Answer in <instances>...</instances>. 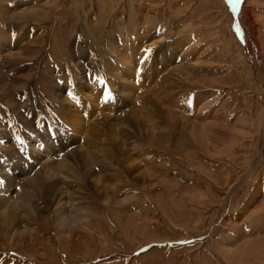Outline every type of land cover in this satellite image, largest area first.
<instances>
[{"label":"rangeland","instance_id":"rangeland-1","mask_svg":"<svg viewBox=\"0 0 264 264\" xmlns=\"http://www.w3.org/2000/svg\"><path fill=\"white\" fill-rule=\"evenodd\" d=\"M0 1L14 13L46 5L51 14L43 21L15 20L3 15L1 6L0 183L8 187L5 194L15 198L29 181L26 176L8 181L11 167L22 168L21 160L34 162L58 150L59 158L53 159L59 162L64 157L60 152L66 156L79 148L87 151L88 159L85 167L70 158L68 172L42 173V186L27 198L31 216L23 220L26 229L38 231L36 241L22 249L10 246L6 228L0 229V264H264V116L258 119L264 113V0H235L233 6L231 0ZM99 14L101 21L96 19ZM130 14L138 23H126ZM143 32V59L135 58L139 72L131 80L138 96L126 106L124 89L107 102L102 90L111 79L99 70L121 63V55L114 61L115 48L122 51L128 40ZM20 38L17 47L4 49L6 42ZM179 64L183 76L189 72L190 77L174 82L172 100L162 93L156 106L155 94L147 92L149 84L157 76L159 87ZM198 96L213 100L212 109L222 110L227 119L218 120L222 129L205 134V146L193 128ZM118 98L123 103L116 105ZM160 102L176 114V125L164 120ZM139 105L145 113L143 126L156 128L154 144L140 140L145 127L138 131L124 121L129 111L140 110ZM94 110L92 121L83 115ZM75 116L86 121L87 126L78 128H84L79 132L84 138L73 129ZM124 129L133 132L129 142L135 141L144 154L129 145L130 157L143 162L133 165L141 168L132 172L117 150ZM234 129L247 135L236 136ZM96 179L101 181L93 183ZM64 205L77 206L78 215L88 220L92 235L76 229L77 245L66 241L52 218L55 208ZM225 249L234 251L230 256Z\"/></svg>","mask_w":264,"mask_h":264},{"label":"bare ground","instance_id":"bare-ground-1","mask_svg":"<svg viewBox=\"0 0 264 264\" xmlns=\"http://www.w3.org/2000/svg\"><path fill=\"white\" fill-rule=\"evenodd\" d=\"M17 1V0H16ZM55 1V0H54ZM232 1V6L233 4L235 3V0H231ZM35 2V1H34ZM56 2V1H55ZM5 4H3L1 1H0V10H1V6H2V10H3V15H6L7 17H10L15 19V20H23V19H27V18H30V17H37L38 19L42 20V19H45L47 20L49 17H50V12L46 11L47 8H49V6H46L45 7H42V8H35L31 10H26V11H23L21 13L19 12H12V11H8L7 8L5 9L4 6ZM53 5V4H52ZM26 6V5H25ZM143 6V5H142ZM113 7V6H112ZM112 7H110V9H113ZM10 8V7H9ZM27 8V7H26ZM51 8V7H50ZM11 9V8H10ZM23 9V8H22ZM29 9V8H28ZM144 9V8H143ZM25 10V9H24ZM142 10V9H141ZM52 11V10H51ZM108 12V10H106L104 12V15ZM1 13V12H0ZM131 13V11H130ZM120 14V13H119ZM100 15V14H99ZM131 14L128 16V21H126V23H134L135 24V21L134 18L132 17L131 18ZM138 16V13L136 14V18ZM149 16V15H148ZM140 17V16H139ZM150 17V16H149ZM105 18V17H103ZM147 18V17H146ZM12 19V20H13ZM97 20L101 21L102 18H101V15L99 17L96 18ZM108 19V18H107ZM107 19H104L105 20V24H104V27H107V29L109 28L107 25H106V21ZM141 21L143 20V18H139ZM39 20V21H40ZM96 20V21H97ZM43 21V20H42ZM131 21H134V22H131ZM139 21V20H138ZM22 23L21 21H18V23ZM117 22V21H116ZM137 22V21H136ZM24 23V22H23ZM94 23V22H93ZM97 23V22H95ZM94 23V25H95ZM124 23V22H123ZM138 23V22H137ZM241 22H239L240 24ZM120 24V23H118ZM133 24V25H134ZM20 25V24H19ZM39 25V24H38ZM128 25V24H127ZM122 26V24H121ZM124 26V25H123ZM126 26V25H125ZM132 26V25H131ZM116 27H119V26H116ZM129 27V25L127 26ZM243 28V31L245 29V26L242 25L241 26ZM9 28V27H8ZM92 28H94V26H92ZM143 28V27H142ZM151 28V27H150ZM110 29V28H109ZM120 29V28H119ZM152 29V28H151ZM145 30V29H144ZM108 33V32H107ZM131 33V32H130ZM134 33V32H133ZM3 34L6 36L8 35V33L6 31L3 32ZM29 32H27V36H25L24 40L26 38L29 37ZM138 39H134V41L132 40H128L126 42L125 45H123V49L122 51L118 50V48H115L113 44V42H111V37L110 35L108 36L110 38L109 40V44H110V47L113 48L112 49V53H113V50L115 48L116 52H115V57H114V61L116 59V56L117 55H121V63H117L114 62L115 64L112 65V67H107V66H103L99 71L100 73L106 78V79H111L109 82L106 83V89H103L102 93L104 94L105 96V99L106 101L108 102V97H112V95L115 94V91H119L121 94L123 92V90L125 89L126 92L124 93V96L127 97L126 102H128L129 104H127L126 106L130 105L133 103V98L135 97V94H136V90L137 87L135 86L134 84V80L131 82L132 78H134L135 76V72H137V68H136V61H135V58L136 57H140L142 58V55H141V52H142V46L146 43V35L143 33H137L136 35ZM9 39H10V36H8ZM186 37V36H184ZM163 38V37H162ZM182 38V37H181ZM78 39V38H77ZM159 40V39H158ZM190 40V39H189ZM195 40V39H194ZM187 41V40H186ZM198 41V40H197ZM200 41V40H199ZM179 42V41H178ZM7 44L4 45V49H8L10 47H17L18 44H21V38L18 42H6ZM150 43V42H149ZM153 43V41H152ZM177 43V42H176ZM191 43V42H190ZM193 43V42H192ZM160 44V43H159ZM174 45V44H173ZM193 46V44H192ZM65 47V46H64ZM183 47V45H182ZM185 47V45H184ZM1 48V46H0ZM110 48V49H111ZM3 49V47L1 48ZM200 49V48H198ZM66 50V48H65ZM3 51V50H2ZM19 51V50H18ZM170 51V50H169ZM190 51V50H189ZM196 51V50H195ZM182 52V51H181ZM61 53V52H60ZM66 53V52H65ZM190 53V52H189ZM98 54V53H97ZM186 54V53H184ZM105 55V54H104ZM187 55V54H186ZM188 57V56H187ZM198 57V56H197ZM139 58V59H140ZM143 59V58H142ZM144 62V60H142ZM188 61V60H187ZM197 61V59H196ZM103 62V61H102ZM101 62V63H102ZM140 62V61H139ZM195 62V61H193ZM113 64V63H112ZM195 64H197L195 62ZM143 65V64H142ZM141 66V65H140ZM183 66V64H179L177 67L175 66V68L170 71V73L168 74L169 76L168 77H164L163 80L161 81L160 85H158L159 87H155L157 85H155L157 83V79L156 77L157 76H154V79L153 81L151 82V84H149V86H151L152 88H150L149 90H147L148 93L151 92V94H155L153 97L151 94H149L150 96L149 97H152V103L153 101H155L156 103V106L158 105V102L160 101V98H161V94L162 93H167V97L169 98V102L170 100H172V96L170 95L171 93V88H174V82H176L177 80L183 78L186 79V78H189L190 77V74L188 72V76L185 77L183 76L184 72L180 71L179 69ZM103 70V72H102ZM164 70V69H163ZM142 71V70H141ZM161 71V70H160ZM166 71V70H165ZM139 72V70H138ZM100 75V74H99ZM101 75V76H102ZM137 75V73H136ZM141 75V74H140ZM97 77V76H96ZM139 78V77H138ZM81 79V78H80ZM92 79V78H91ZM141 79V78H140ZM144 79V77H143ZM155 79H156V82H155ZM172 79V80H170ZM141 81V80H140ZM147 81V80H146ZM186 82V81H185ZM144 83V82H143ZM179 83V82H178ZM176 84V83H175ZM144 85H146L144 83ZM177 85V84H176ZM90 86V85H89ZM119 87H121L119 89ZM145 86H142V88H144ZM107 88L109 89V91H107ZM139 89H141V87L139 86ZM68 90V89H67ZM4 91V90H3ZM143 93L145 94L144 90L142 89ZM129 92H131L132 94L130 95H127ZM101 92H99L97 94V96L100 94ZM138 93V92H137ZM142 93V92H141ZM118 93V95H121ZM117 95V94H115ZM143 95V94H142ZM139 96V98H141L143 100L144 96ZM72 96V95H71ZM97 96H96V100L98 101L97 99ZM136 96H138V94H136ZM206 96V95H205ZM65 97V96H64ZM147 97V96H145ZM160 97V98H159ZM207 97V96H206ZM137 98V97H136ZM139 98H138V101H139ZM197 98V97H196ZM198 98H201V99H198V102L195 103V107H198V115L196 116V119L197 120H194L193 123H194V129H196L197 133L195 134L196 135V139H198L200 141V143L204 146L207 145L208 143V138L205 136V134H210L211 132L213 131H217L219 128L222 129L221 127V123L218 121H223V122H226L227 119L224 118V115H223V111L222 110H218V111H215L214 109H212V101L213 100H204L202 97L198 96ZM209 98V97H208ZM65 100V99H64ZM128 100V101H127ZM135 100V99H134ZM60 101V100H59ZM208 101V102H206ZM56 104H57V100H55ZM73 102V101H72ZM71 100L68 98V104H71L72 103ZM117 104H120V103H123V100L121 99H117ZM132 102V103H131ZM166 102L167 99H166ZM99 103V101H98ZM143 104V103H142ZM161 110H163V115H164V120H167V122H171L173 125H176V114L171 112L170 111V108L169 110L167 109L166 105H165V102L164 103H161ZM60 106V105H59ZM72 107H75L74 104L72 103L71 104ZM91 107V106H89ZM114 107V105H113ZM136 107V106H135ZM138 107H140V110L139 108H137L138 110L137 111H134L133 110L127 114L126 119H124V121L128 122V126L133 124L135 125V127H133V129H137L138 131L142 130L143 126L144 125V121H142V117L145 116V113H143L142 111V107L139 105ZM149 107V105H148ZM151 107V106H150ZM159 107V106H158ZM171 107V106H170ZM92 108V107H91ZM155 108V107H154ZM192 108V107H191ZM210 108L207 112L205 111L206 109ZM74 109V108H73ZM78 109V108H77ZM76 109V110H77ZM144 109V108H143ZM150 110V108H148ZM188 109V108H187ZM75 110V109H74ZM75 110V111H76ZM87 110H89V108H87ZM107 110V109H106ZM67 111V110H66ZM103 112V110H101ZM156 111V110H155ZM101 112V113H102ZM146 112V110H145ZM148 112V111H147ZM202 112V113H201ZM96 111H92L91 114L89 115H86V114H83L84 116L86 117H89V119L92 121V117H94ZM76 114V113H75ZM97 114V113H96ZM144 114V115H143ZM155 114V113H154ZM202 114L204 116H202ZM230 114V113H229ZM70 115V114H69ZM73 115V114H72ZM100 115V113H99ZM110 116V114H109ZM151 116H154L153 113ZM155 116H157V114H155ZM227 116V115H226ZM264 116V113H261L259 118L258 119H262ZM63 117V116H62ZM132 117V118H131ZM148 117V116H147ZM229 117V116H228ZM157 118V117H156ZM214 121H213V119ZM227 118V117H226ZM87 119V118H86ZM106 119V118H105ZM112 119V118H111ZM130 119H131V122H130ZM153 119V118H152ZM96 120V119H95ZM113 120V119H112ZM141 120L140 122V126L141 128H138V122ZM162 120V119H161ZM232 120V119H231ZM230 120V121H231ZM88 121V120H87ZM216 121V122H215ZM86 121L83 119V117H79V116H75V119H74V124L76 125L77 129L73 128L75 131H77L78 134H80L79 136L82 137L84 135V132L82 133H79L81 131H83L84 128L78 130V128L80 127H84V126H87V124L85 123ZM101 122V121H100ZM116 122V121H115ZM152 122V121H151ZM162 122V121H161ZM166 122V124H167ZM88 123V122H87ZM109 123V121H108ZM191 123V122H190ZM192 123V124H193ZM104 124V123H103ZM119 124V123H118ZM146 124V123H145ZM94 125V124H93ZM117 125V124H116ZM121 125V124H120ZM130 125V126H131ZM159 125V124H158ZM163 125V124H162ZM170 125V124H169ZM229 125V124H228ZM72 126V125H71ZM103 126V125H102ZM127 126V127H128ZM147 126V124H146ZM101 127V126H100ZM105 127V126H104ZM103 127V128H104ZM110 127V126H109ZM126 127V126H125ZM168 127V126H167ZM172 127V126H171ZM72 128V127H71ZM94 128V127H93ZM114 128V127H113ZM228 128V127H227ZM230 128V127H229ZM236 128V127H235ZM90 129V128H89ZM116 129V128H115ZM156 128L153 126L152 129H150V127H145V131L142 132V136L140 137V140H143V141H148V143H151V144H154V140L155 138L157 139V133L154 132ZM71 130V129H70ZM92 130V129H90ZM144 130V129H143ZM231 130V129H230ZM89 131V130H88ZM104 131V130H103ZM109 131V130H108ZM113 131V130H112ZM111 131V132H112ZM132 131V129H131ZM161 131V130H160ZM223 131V130H222ZM125 132V133H124ZM194 132V131H192ZM237 133L236 136H246L247 133H245L244 131H241V130H238V129H234L233 130V133ZM114 133V132H113ZM124 133V134H123ZM232 133V132H231ZM87 134V133H86ZM92 134V132H91ZM103 134L105 135V133L103 132ZM110 134V133H108ZM112 134V133H111ZM123 136H124V140L120 143H118V147H117V150H118V153L119 155H122L123 159H122V162L125 164V166L127 168H129L132 172V169H136L139 170L141 167L140 166H136V167H133V165H137V161L135 158H132L130 157L129 153H128V150L131 148L129 145L132 144L133 148L135 149H138L140 150L139 152H141V156L144 155L143 154V150L140 148L141 146L136 145V142L134 141L133 143L132 142H129V140L133 137V132H129V131H126V129L123 130L122 132ZM141 134V132H140ZM139 134V135H140ZM221 134V133H220ZM240 134V135H239ZM263 134V133H262ZM98 135V134H97ZM216 135V133H215ZM218 135V134H217ZM117 136V135H116ZM115 136V137H116ZM208 136V135H207ZM114 137V136H113ZM112 137V138H113ZM84 138V137H82ZM92 138V136H91ZM94 139V138H93ZM110 139V138H109ZM116 139V138H115ZM97 140V139H96ZM113 140V139H112ZM18 141V140H17ZM79 141V140H78ZM91 141V140H89ZM102 140H100L101 142ZM98 143V141H96ZM73 143H78L77 140H75ZM91 143H93L91 141ZM104 143V142H103ZM113 143V142H112ZM99 144V143H98ZM77 145V144H76ZM75 145V146H76ZM113 145V144H112ZM48 146V145H47ZM71 146V145H70ZM79 146V145H78ZM109 146V145H107ZM117 146V144L115 145ZM129 146V147H128ZM147 146H149L147 144ZM146 146V147H147ZM22 147V146H21ZM34 148H36V150L38 151H41V147H37L35 144L33 146ZM74 147V146H73ZM80 147V146H79ZM82 147V146H81ZM72 148V147H71ZM82 148H79L78 150H80L78 153H76L75 151L72 153V151L70 153H67L66 156L64 154V157H63V160L61 159L62 157H60L61 161L57 162L56 160L53 159L54 156H58V150H54L55 153L53 151L43 155L41 158H38L37 160L34 159L35 161L33 162L32 159L28 160V161H25V160H21V164L22 165L21 167L22 168H19L15 165V167H11L13 168L12 169V176L10 175L8 181L11 182V181H16V180H19L21 179L22 177L24 178V176L28 177L27 180H29L27 183H23L21 186H22V189L23 191L20 193H17L16 197L14 198V195L12 196H8L6 195V186L4 185V183H0V229L2 228H6V232H5V236L7 237L8 239V243L10 244V246H15V247H19L20 249L24 248L25 246L27 245H32L36 240H34L35 238L33 237V235L36 234V232L38 231H33V229H31L32 231H29V229H26L25 227V224L23 223V220L25 219L24 217H27V215H29L31 212L27 211V208H28V203H27V198L29 197V195L33 192H37V188L38 187H41L42 184H43V178H42V173L44 174H50L53 170L55 169H64V170H67L66 172H68V169H71L70 168V162L71 160L77 162V160H79L82 164L83 167H85L87 165V160H86V155H87V151L83 153V150H81ZM88 149V148H87ZM77 150V149H76ZM137 150V151H138ZM23 151V150H22ZM133 151V149H132ZM60 152V151H59ZM131 152V151H129ZM134 153V152H133ZM117 154V153H116ZM136 154V153H135ZM146 154V153H145ZM28 155V154H27ZM91 155V154H90ZM138 155V154H137ZM140 155V153H139ZM15 156V155H14ZM92 156V155H91ZM121 157V156H120ZM156 157H158L156 155ZM71 158V160H70ZM117 159V158H116ZM139 159H143L139 156ZM138 159V160H139ZM27 160V159H26ZM154 161V160H153ZM105 162V161H104ZM116 163V161H114ZM118 163V162H117ZM121 163V160L120 162ZM143 163V162H142ZM142 163L140 162V164L142 165ZM79 164V163H78ZM77 164V165H78ZM138 163V165H140ZM146 165V164H145ZM13 166V165H12ZM81 166V167H82ZM105 166V165H103ZM116 166V165H115ZM121 166V165H120ZM99 167V166H98ZM122 167V166H121ZM90 168V167H89ZM88 168V169H89ZM126 168V169H127ZM87 169V168H86ZM125 169V168H124ZM76 170V169H75ZM116 170V169H115ZM4 171V170H3ZM63 170H61V173H62ZM97 171V170H96ZM127 171V170H126ZM142 172H144L145 170L142 169L141 170ZM70 172V171H69ZM139 172V171H138ZM3 173V172H2ZM0 173V174H2ZM59 173V172H58ZM103 173V172H102ZM126 173V172H125ZM147 172H145L146 174ZM48 174V175H49ZM118 174V173H117ZM3 175V174H2ZM21 175V176H20ZM54 175V174H53ZM60 175V173H59ZM95 175V174H94ZM101 175V174H100ZM139 175V174H138ZM143 175V174H142ZM144 176V175H143ZM153 176V175H152ZM25 177V178H26ZM69 177V176H68ZM66 178V177H65ZM71 178V177H70ZM69 178V179H70ZM141 178V177H140ZM145 178V177H144ZM6 179V178H5ZM88 179V178H87ZM92 179V178H91ZM94 179V178H93ZM0 180L2 181V178H0ZM24 180V179H23ZM78 180H81V179H78ZM83 180V179H82ZM97 180V179H96ZM92 180L93 183H99V181L101 180ZM162 180V179H161ZM5 181V180H4ZM86 181V180H85ZM17 182V181H16ZM83 182V181H82ZM13 183V182H12ZM80 183V182H79ZM107 183V182H106ZM110 183V182H109ZM113 183V182H112ZM115 183V182H114ZM114 183H113V186H114ZM69 184V183H68ZM75 184V183H74ZM7 185V184H6ZM14 185H18V183L14 184ZM20 185V184H19ZM58 185H61L60 183H58ZM64 185V184H63ZM87 185V184H86ZM94 185V184H93ZM8 186V185H7ZM26 186V187H25ZM54 186V185H53ZM78 186V185H77ZM112 186V185H111ZM109 185V187H111ZM10 187V186H9ZM25 187V188H23ZM52 187V186H51ZM101 187V186H100ZM55 188V187H54ZM86 188V187H85ZM14 189V188H13ZM70 189V188H68ZM114 189V188H113ZM12 190V189H11ZM13 191V190H12ZM11 191V192H12ZM57 191V190H56ZM55 191V192H56ZM59 191V190H58ZM57 191V192H58ZM64 191V190H63ZM76 191V190H75ZM104 191V190H103ZM19 192V190L17 191ZM39 192H40V189H39ZM38 192V193H39ZM83 192V191H82ZM95 192V191H94ZM54 193V191H53ZM72 193V192H70ZM115 193V192H114ZM12 194V193H11ZM10 194V195H11ZM14 194V193H13ZM36 194V193H35ZM63 194H66V193H63ZM82 194V193H81ZM111 194V193H110ZM109 194V195H110ZM38 195V194H37ZM70 195V194H69ZM72 196V195H71ZM116 196V195H115ZM125 196V194H124ZM44 197V196H43ZM55 197V196H54ZM134 197V196H133ZM14 198V199H12ZM35 198V197H34ZM47 198V197H46ZM64 198V197H63ZM10 199V200H9ZM50 199V197H49ZM58 199V197H57ZM67 199V198H66ZM80 199V198H79ZM104 199V198H103ZM108 199V198H107ZM115 199V197L113 198ZM118 199V198H117ZM115 200V202H117L119 204V200ZM124 199L126 200V198L124 197ZM253 199V198H252ZM68 200V199H67ZM57 201V200H56ZM66 201V200H65ZM111 201V200H110ZM123 201V200H122ZM128 201V200H127ZM80 203V202H79ZM61 204V203H60ZM66 204V203H65ZM251 204V203H250ZM59 205V204H58ZM30 206V205H29ZM54 207V206H53ZM247 208V207H246ZM29 209V208H28ZM32 209V208H31ZM77 209L78 207L73 205V206H58L55 208L54 210V213H53V220H54V224H56V226L60 227L59 229L61 230V233L62 232H65L66 235H63V237L66 239V241L68 240H72L73 243H75L76 245L78 244V241L80 240L79 239V235H77V230L78 228H82L83 232L85 233H88V235H92V233L90 232V228H89V225L87 224L88 220L86 222H84L85 220H83V218L81 216L78 215V212H77ZM248 209V208H247ZM34 210V209H33ZM21 211H25L27 214L25 216L22 215ZM53 211V210H52ZM83 211V210H82ZM73 212V213H72ZM34 213H36V211L33 212L32 216H34ZM88 214V213H87ZM22 216V217H21ZM31 215H29L28 217H30ZM21 217V218H20ZM87 218V217H85ZM27 219V218H26ZM25 219V221H26ZM89 219V218H88ZM84 222V223H83ZM90 222V221H89ZM71 233V235H67L68 233ZM74 233V234H73ZM4 235V234H3ZM82 236V235H81ZM77 238V239H76ZM29 240V241H28ZM84 244L86 245L87 242L85 241ZM250 248V247H249ZM68 250V249H67ZM227 253L230 254V256L232 255L233 251L234 250H227L225 249ZM224 250V251H225ZM250 250V249H249ZM226 253V254H227ZM235 253V252H234ZM225 255V254H224ZM235 255V254H234ZM238 255V254H237Z\"/></svg>","mask_w":264,"mask_h":264},{"label":"crops","instance_id":"crops-1","mask_svg":"<svg viewBox=\"0 0 264 264\" xmlns=\"http://www.w3.org/2000/svg\"><path fill=\"white\" fill-rule=\"evenodd\" d=\"M14 2H17V1H14ZM11 7V5H9ZM6 44V43H5Z\"/></svg>","mask_w":264,"mask_h":264}]
</instances>
